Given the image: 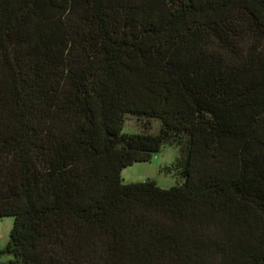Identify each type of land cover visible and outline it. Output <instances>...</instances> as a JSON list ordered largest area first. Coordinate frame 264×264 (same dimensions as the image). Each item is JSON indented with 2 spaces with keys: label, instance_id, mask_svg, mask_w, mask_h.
<instances>
[{
  "label": "trees",
  "instance_id": "16d2710c",
  "mask_svg": "<svg viewBox=\"0 0 264 264\" xmlns=\"http://www.w3.org/2000/svg\"><path fill=\"white\" fill-rule=\"evenodd\" d=\"M4 217L8 264H264V0H0Z\"/></svg>",
  "mask_w": 264,
  "mask_h": 264
},
{
  "label": "rangeland",
  "instance_id": "374dc122",
  "mask_svg": "<svg viewBox=\"0 0 264 264\" xmlns=\"http://www.w3.org/2000/svg\"><path fill=\"white\" fill-rule=\"evenodd\" d=\"M152 132L158 131L159 123H155ZM123 132H139L140 128L137 124L131 121L124 122ZM178 155V150L175 147H162L159 153L154 155L149 162L134 163L122 170L121 176L124 182H136L152 179L162 188H167L180 182V178L173 172L165 173L162 168L170 166ZM12 217H4L0 222V249L4 248L8 242L9 231L12 227ZM9 255L0 256V262L8 264Z\"/></svg>",
  "mask_w": 264,
  "mask_h": 264
}]
</instances>
